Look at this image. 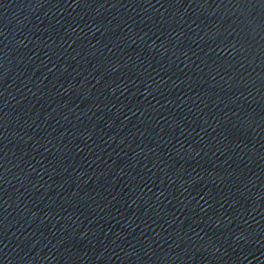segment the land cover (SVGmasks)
Returning <instances> with one entry per match:
<instances>
[{
	"label": "water",
	"instance_id": "water-1",
	"mask_svg": "<svg viewBox=\"0 0 264 264\" xmlns=\"http://www.w3.org/2000/svg\"><path fill=\"white\" fill-rule=\"evenodd\" d=\"M0 264H264V0H0Z\"/></svg>",
	"mask_w": 264,
	"mask_h": 264
}]
</instances>
